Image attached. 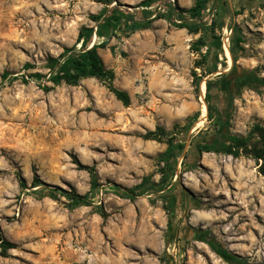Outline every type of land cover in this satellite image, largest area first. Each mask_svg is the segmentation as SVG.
Masks as SVG:
<instances>
[{
  "label": "rangeland",
  "instance_id": "rangeland-1",
  "mask_svg": "<svg viewBox=\"0 0 264 264\" xmlns=\"http://www.w3.org/2000/svg\"><path fill=\"white\" fill-rule=\"evenodd\" d=\"M143 1L0 0V226L15 245L0 264H264V176L256 161L198 155L194 147L217 128L215 113L207 114L206 82L233 63L227 48L215 55L212 42L222 31L202 22L192 33L166 17L133 28ZM174 1L189 9L203 0ZM204 6L216 9L224 32L233 26L243 38L236 63L264 77V0ZM117 10L127 13L97 52L129 104L96 77L49 81L48 57L74 46L82 27L96 32L92 16ZM96 40L93 34L87 45ZM211 94L223 108L222 93ZM257 122L264 125V84L234 96L229 129L245 135ZM148 131L162 139H147ZM166 138L183 148L163 183ZM143 177L150 184L140 196L122 197ZM37 180L88 194L92 204L75 206L61 191L40 196ZM163 192L171 198V227ZM199 230L241 260L220 258L197 239Z\"/></svg>",
  "mask_w": 264,
  "mask_h": 264
},
{
  "label": "trees",
  "instance_id": "trees-1",
  "mask_svg": "<svg viewBox=\"0 0 264 264\" xmlns=\"http://www.w3.org/2000/svg\"><path fill=\"white\" fill-rule=\"evenodd\" d=\"M164 2V11H157L156 8L159 3ZM205 0L198 1L193 7L186 9L178 6L174 3V6L170 4V0H144L139 7H142L138 13L141 15L136 18L131 15L130 24L131 27L137 28L142 24L140 21H152L158 18L166 17L170 20L171 24L178 28H186L189 32L195 33L198 31L199 26L202 24V17L204 15ZM115 12H106L100 15L92 16L93 20L98 21L100 25L99 29L94 32L92 27H82L77 35L76 44H80L79 48H76V44L70 48H66L63 54L57 57H48L47 67L49 68L48 80L54 84L65 82L70 85L78 84L79 80L85 77H96L105 82H108L109 89L116 95V97L123 102L124 105L129 104V96L125 91L118 90L111 85V81L114 78V72L111 69H107L97 52L98 42H105L112 32L117 27L119 15H126L125 10H117ZM188 13L191 17L195 18L192 22H181L177 24L173 21V15L177 14L182 17V14ZM128 15V14H127ZM154 15L153 17H151ZM214 20L212 24H215L221 31V36L214 38L215 42L212 45L216 47L217 53L222 52V43L225 36L224 29L227 28L225 22L222 20ZM231 31V45L229 52L231 54L232 65L230 69L221 74V77L217 81L208 80L206 82V96L205 101L207 104V114L209 119H213V115H216V130L211 134L201 136L195 143L194 147L198 155L202 152H214L226 155H231L234 158L246 157L256 161L258 166V172L264 176V125L261 123H254L249 131L245 135L234 134L230 131V115L233 110V98L241 93L244 88H254L264 84V77L259 76L252 70H247L240 67L236 63L240 52L244 50L240 43L243 42V38L237 35V32L233 30V26L230 27ZM108 31V32H106ZM93 34H96L97 40L91 46H88V42H91ZM219 60H215L213 65L217 66ZM38 79H44L45 75L41 73H34ZM216 89L224 96L225 105L223 108L218 109L212 102L211 90ZM206 111V108H205ZM161 130V129H160ZM162 133L163 130L161 131ZM163 134H158L155 131H148L145 135L147 139L161 140ZM167 148L162 154V159L165 163L163 175V183H166L168 176L175 170L177 162L178 149H182L183 145L178 144L175 146L170 138H166ZM150 184L148 177H143L142 181L129 188L122 189V197L129 198L131 200L141 195V190ZM24 182L20 179V188L24 189ZM37 185H43L44 190L39 193L40 196H49L54 191H61L73 205H90L92 204L90 196L88 194H80L73 190L66 191L59 187H51L46 182L37 180ZM168 187L169 185L166 184ZM99 187V183L94 174L91 176L90 189L95 191ZM162 189L161 191H163ZM161 199L166 201L165 210L168 216V227L172 226L173 211L170 207L171 198H168L164 192L161 194ZM169 202V204H168ZM185 203V201H184ZM103 214V212H101ZM199 236L197 239L204 241L210 249L217 254L220 258L227 262L240 261V256L223 248L216 240L213 234L206 231L199 230L197 233ZM15 245L9 239L4 236L2 228L0 226V255L4 256L9 249L14 248Z\"/></svg>",
  "mask_w": 264,
  "mask_h": 264
},
{
  "label": "built area",
  "instance_id": "built-area-1",
  "mask_svg": "<svg viewBox=\"0 0 264 264\" xmlns=\"http://www.w3.org/2000/svg\"><path fill=\"white\" fill-rule=\"evenodd\" d=\"M171 5L174 6L175 1L174 0H170ZM165 5L163 3H159L156 10L157 11H164ZM215 12L216 9L212 8V7H206L204 10V15L201 19L202 22H207L208 24H211L215 18ZM154 15H152L151 17H153ZM173 21L177 24H180L181 22H192L195 21V18L191 17L190 14L188 13H184L182 14V17L174 14L173 15ZM231 31L232 29H228L225 30V36L223 39V43H222V48L224 50V52L226 51V48L229 50V47L231 45Z\"/></svg>",
  "mask_w": 264,
  "mask_h": 264
},
{
  "label": "bare ground",
  "instance_id": "bare-ground-1",
  "mask_svg": "<svg viewBox=\"0 0 264 264\" xmlns=\"http://www.w3.org/2000/svg\"><path fill=\"white\" fill-rule=\"evenodd\" d=\"M205 116V108L202 109V118Z\"/></svg>",
  "mask_w": 264,
  "mask_h": 264
},
{
  "label": "crops",
  "instance_id": "crops-1",
  "mask_svg": "<svg viewBox=\"0 0 264 264\" xmlns=\"http://www.w3.org/2000/svg\"><path fill=\"white\" fill-rule=\"evenodd\" d=\"M168 223V222H167Z\"/></svg>",
  "mask_w": 264,
  "mask_h": 264
}]
</instances>
